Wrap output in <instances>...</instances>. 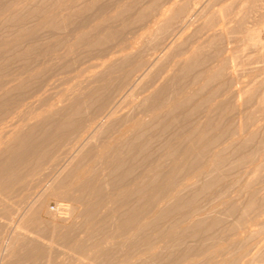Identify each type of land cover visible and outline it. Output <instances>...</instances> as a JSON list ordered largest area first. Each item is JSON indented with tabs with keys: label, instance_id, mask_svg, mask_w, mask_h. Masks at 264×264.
Segmentation results:
<instances>
[{
	"label": "bare ground",
	"instance_id": "6f19581e",
	"mask_svg": "<svg viewBox=\"0 0 264 264\" xmlns=\"http://www.w3.org/2000/svg\"><path fill=\"white\" fill-rule=\"evenodd\" d=\"M96 1L99 0H0V63L7 61L8 64L11 59L15 62L18 57L16 62L20 61L16 66L26 70L28 67L22 66L26 62L42 60L45 57L37 50L34 37L40 33L39 36L43 35L48 40L58 34L54 33L56 31L63 33L71 28L67 24L73 25H69L72 20L68 23L71 18L80 17L88 10L95 12ZM113 1L116 0L107 3L113 4ZM140 1H135L136 6L135 3L129 5L131 2L125 5V2L117 8L118 4H113L117 9L96 13L95 26L88 23L86 27H81L80 23V27L73 25L75 28L71 29L72 32L69 30L71 33L64 39L66 43L70 42L65 54L59 56L61 50L56 48L60 51L58 56L54 54V59L48 54L51 46L47 45L49 52L45 55H49L51 61L46 58L42 63L31 64L33 66L30 65L26 71L19 70L23 73L17 72V67V73L13 71L5 75L9 81L16 74L11 82L4 83L7 78L0 80L1 123L8 112L22 104L19 99L23 91L26 93L34 84H40L37 80L53 70L52 66L57 62L63 61V56L77 54L87 47L103 48L105 44L116 41L115 38L121 36L119 32L125 30L126 18L129 17L119 18L125 17L123 14L130 6L131 11L133 6L136 10V15L134 11V14H129L134 15L128 19V23L134 21L132 25L143 19V22H151L155 19L151 13L155 15L158 9L159 26L156 30L153 27L148 30V39L145 38L147 40L144 39L142 45L135 44L136 40H130L126 46L124 42L120 54L87 75L83 82L78 83L82 84L74 88L76 90L65 89L66 96L63 93L64 101L60 100V104L55 99L52 103L48 101L51 105L44 100L47 105L43 103L39 109L45 105V110L29 113L32 123L27 114V124L0 133V207L3 206L0 219L4 215L8 217L6 214L14 216L17 206L13 208V203H26V199L31 201L29 198L36 188L29 194L33 186L31 179L36 173L43 181L47 180L44 177H50L48 186H43L47 188L44 193L37 196L36 202L22 209L21 214L18 213V226L9 230L13 232L5 234V226L0 220V264H62L60 248L69 249L70 259H75L78 264H264V250L246 259L252 252L250 249L264 235L263 222L260 230L251 231L249 226L252 218L261 220L259 216L262 214H256V211L264 212V158L261 157L263 154L259 155L263 147L259 143H263L259 142L258 146L256 142L264 131L261 130L263 126L257 130L260 125L257 121L261 119L260 116L259 120L256 119L257 112L252 111L255 115L249 112L247 116L241 107L243 102L244 105H256L257 111L259 107L264 109V81L260 88L250 82L255 89L251 86L247 87L248 90H245L246 86L234 89L239 83L238 74L231 69L235 71L233 63L237 61V54L229 59L225 57L224 46L228 40L223 28H217L232 6L224 11V7L220 8L224 16L221 18L219 9V12L215 10L212 13V8L208 10L212 0H179L170 8L158 4L159 0ZM255 1H251V6L244 5L251 7L247 10L258 12L254 15L256 24L252 22L254 26L247 29L250 31L255 27L254 34L264 28V6L260 0L256 1L260 5L256 3L253 6ZM90 7L96 8L92 11ZM118 25L123 30L116 36L112 29L119 28ZM245 25L239 27L243 30ZM228 27L232 29V26ZM124 33L121 37L126 39ZM87 37L89 41H86ZM200 38L203 43H200ZM52 61H56L55 64ZM3 66L0 64V68ZM131 94L134 97L139 95L136 96L138 99L143 95L133 109L132 105L129 109L130 104L125 101H130L128 97ZM123 103H127L128 109H124ZM244 105L243 108H247ZM189 119L192 121L190 126L186 124ZM85 122L89 125H83ZM175 128L177 131L173 132ZM86 130L90 135L83 138ZM179 131L181 133L176 135ZM74 135L80 144L72 146L69 153L71 145L68 148L67 142ZM96 138L100 139L99 143L94 142ZM253 143L257 147L254 145V148ZM154 146L158 147L161 155L158 153L156 161H151L150 151ZM62 155H66L64 159H60ZM258 157L263 160L257 162ZM59 160L62 166L56 169ZM250 160L256 162L254 168L251 167L253 171L248 172L253 174L246 181L242 178L244 182L239 184L236 176L240 171L237 168L241 166L238 168L241 170ZM131 161L135 165L127 166ZM98 163L102 166L100 170L97 169ZM146 165L145 170L143 166ZM49 167L53 169L50 173L47 172ZM139 168H143L142 175L137 171ZM133 173L139 175L134 177ZM130 174L134 178L129 180ZM126 178L129 183L124 181ZM235 183L238 185L236 188L232 187ZM17 187L29 191L26 193L28 196L12 203L9 200L14 199ZM229 187L234 189L226 195ZM215 193H222L219 194L221 199L224 198L222 208L214 214H209L210 211L200 213L201 200ZM51 197L73 204H60L53 212L48 211L47 199ZM7 201L14 210L11 214ZM216 206L218 208V204ZM234 213L240 214L238 221H232V217L228 219V215ZM43 214L49 220L42 219ZM243 225L245 228L241 229Z\"/></svg>",
	"mask_w": 264,
	"mask_h": 264
},
{
	"label": "rangeland",
	"instance_id": "374dc122",
	"mask_svg": "<svg viewBox=\"0 0 264 264\" xmlns=\"http://www.w3.org/2000/svg\"><path fill=\"white\" fill-rule=\"evenodd\" d=\"M102 0H99V1H96V2H98L97 4L98 5H96V3L95 2H92L93 4H95L96 5V11L95 12H91V11H85L84 13L85 14H87V13H89L88 15H86V16H84L85 14H80V17L81 18H83V19H81L80 17H74V19H70V20H68L69 22L68 23H70V21L72 22V23H70L69 25H71V24H73L75 27H76V25H77V27H80V25H81V27H84V25H85V27H86V25H88V24H90L91 26H95V24H97L96 22L97 21H95L96 19L95 18H97V17H95L96 16V13H99V14H101L102 12H104V11H110V9H111V11L112 10H114L115 8H116V5L118 4V6H117V8L120 6V4L122 3L123 5L125 4V2H126V4L125 5H127L128 4V2H133L132 4L130 3L129 5H133L134 3H135V5L134 6H136V2L135 1H138V0H116V1H113V4H116V5H113V4H111V3H107V2H111L112 0H105V1H103V3L101 2ZM124 3H123V2ZM140 1V0H139ZM141 1H144V0H141ZM140 1V2H141ZM150 1H152V0H150ZM158 1V0H157ZM177 1H179V0H159L158 1V4H162V5H164V6H166V8H170L174 3H176ZM251 1H255V0H248V1H246L245 2V0H212L211 2H209V1H207L209 4H210V6L208 5V4H206L205 3V6H209L210 8L208 9V10H210L211 8V10H210V12L211 11H215V10H217V12H219L220 11V17L221 16H223L222 14H223V12H222V10L224 11V10H226V8L229 6V7H231V8H229V9H227V10H229L228 11V14H224V16H225V18H222V20H220V22H219V26L217 27L218 29L219 28H223L222 30L223 31H225V35H226V37H227V40L228 41H226V44H225V46H224V50H225V52L226 53H224V54H226V55H228V56H226L225 55V57L226 58H228L229 59V57H231L232 55L233 56H236V54H237V61L238 60H241V61H236V63L234 64L233 63V69L235 70V71H233L232 69H231V71L232 72H237V74H238V79H237V81H239V83L238 84H236L235 85V87H234V89L235 88H241V89H244L243 87H245V90H248V86H251V83H253L252 84V86L254 85V84H257L256 85V87L257 88H260L261 87V84H262V82L264 81V79H263V75L262 74H264V72H262L263 70H264V28H261V29H259V31L257 32L256 31V33L254 34V32H255V27H254V30L253 29H250V31L249 30H247L249 27H251V26H254L253 24H252V22L254 21V20H256L257 21V18H255V16L258 14V12H256V13H254L255 12V10H253V9H251V10H253L254 12H252L251 10H247V9H249V8H251V7H249V6H251L252 5V2ZM257 1V0H256ZM253 2V3H255V4H253V6L254 5H257L256 3H258V2ZM115 2V3H114ZM144 2H149L148 0H145ZM160 2V3H159ZM167 2H168V4H167ZM242 2H243V4H242ZM245 2V3H244ZM101 3V4H100ZM139 2H137V4H138ZM164 3V4H163ZM166 3V4H165ZM263 3V4H262ZM99 4L101 5V6H104L103 8L100 6L99 7ZM104 4H106V5H104ZM215 6H214V5ZM222 4V5H221ZM245 4H249V6L248 5H246L247 7H245L244 5ZM251 4V5H250ZM260 4H261V6L263 5L264 6V0H260ZM259 3H258V5H260ZM95 5H93V6H95ZM109 7H108V6ZM160 5H159V7H160ZM161 5V6H162ZM219 5V6H218ZM92 6V5H91ZM131 6H130V8H131ZM133 6V7H134ZM205 6H204V8H205ZM112 7V8H111ZM133 7H132V11H131V9L129 8L128 9V11L126 10L124 13L125 14H123L125 17H121L120 16V18L119 19H122V18H126V15H128L127 17H132V16H134V15H136V10L134 11L133 10ZM214 7V8H213ZM224 7V8H223ZM249 7V8H248ZM260 7V6H259ZM258 7V8H259ZM91 8V7H90ZM93 8V7H92ZM91 8V9H92ZM116 8V9H117ZM158 8V7H157ZM207 8V7H206ZM220 8L222 9V10H220ZM252 8H254L255 9V7H252ZM94 9H92V11L94 10ZM101 11H99V10ZM107 9H109V10H107ZM135 9V8H134ZM218 9H219V11H218ZM231 9L234 11H231ZM236 9H237V12H236ZM261 9V8H260ZM263 9H264V7H263ZM263 9H261V10H263ZM157 10V11H156ZM155 10V15L154 14H152L151 13V15L152 16H155V19H156V21H155V19H152V21H151V18H150V16L148 17V18H150V21L151 22H149L148 21V23L147 22H143L145 19H143V21L142 22H135L134 23V25H132L133 24V22H132V24L131 23H128L129 21H128V19L129 18H126V24H128V27L126 26V24L124 25L123 23H121L122 25H124L125 26V30H121L120 29V27H121V25H118L119 26V28H117L116 27V29H119L118 31L115 29V28H113L112 30H113V32H115L116 31V33H114L116 36L117 35H119V33L121 34V36H122V32H126V33H124L123 34V36L125 35V38L126 39H124L123 37H121L120 35L119 36H117L116 38H115V40L117 41L118 39L117 38H119V42L117 41H113V43L112 42H110V43H107V45L105 44L104 46H103V48H90V49H88L89 47H87V48H84V49H82V50H80L77 54H74V55H71V56H63L62 57V59H63V61L61 60V62H59V63H61V64H59L58 62L55 64V62L56 61H52V63H54L55 65H53L52 67L54 68L53 70H51L50 72H47L48 74H44L43 75V78L40 80L39 78V80H37L40 84H37V82H36V84L37 85H33L32 87H31V89L29 90L28 89V91L26 92V93H24V91H23V93L21 94L22 95V98L21 99H19V100H22V104L20 103L19 105H17V107L16 108H14V109H12L11 111H13V112H8V114L5 116L6 118H5V120L3 121V119L1 120L2 122L0 123V133H4V131H7L8 132V130L9 131H11V130H14V129H16V127H18V126H21V125H24V124H27L28 123V121H26L25 119H26V117H27V114L29 115L28 117V119L29 120H31V116H30V114L29 113H31L32 114V112L31 111H33V113L34 112H36V111H38V112H41L43 109L45 110L47 107H45V105H44V108L43 109H39V106L41 107V105H43V101L45 100V102L47 103L48 101H52L53 102V100L52 99H55V101L57 100L58 102L57 103H61L60 102V100L62 101H64V90L65 89H68V91H71V89H73V90H76L77 88V86L79 85H81V84H78L79 82H83L86 78L85 77H87V75H89L91 72H93V71H96V69H100V68H98V67H101V65H103L106 61H108L109 59H112V58H114V56H116V55H119L120 54V51H122V49L124 48V46H123V43H124V45L125 44H128L129 42H131L130 40H133V42L136 40L137 42H135V44H137L138 43V45H142L143 43V41L145 42V40H147L148 38V36H147V33H148V30H152L153 28H154V30H156V27H158L159 26V22L161 21L159 18H160V16H158V9H156ZM204 10V9H203ZM207 10V9H206ZM204 11V12H208V11ZM243 10H247L246 12L245 11H243ZM99 11V12H98ZM135 12V14H134V12ZM232 13H231V12ZM239 11H241V13L239 12ZM264 11V10H263ZM130 12H132L134 15H132V16H130L129 14H130ZM210 12H208L209 14H210ZM222 12V13H221ZM230 12V13H229ZM242 12H243V14H242ZM92 13H94V15L92 14ZM131 13V14H132ZM154 13V12H153ZM212 13V12H211ZM215 13V12H214ZM224 13H226V12H224ZM236 13V14H235ZM247 14V16H248V18H246L247 16H246V14ZM254 13V14H253ZM230 14V15H229ZM234 14V15H233ZM242 14V15H241ZM248 14H252V15H250V17H249V15ZM122 15V16H123ZM232 15V16H231ZM255 15V16H254ZM88 16H89V20L87 19L88 18ZM92 16V17H91ZM98 16V15H97ZM100 16V15H99ZM98 16V17H99ZM223 16V17H224ZM228 16V17H227ZM229 16H230V20H228L229 19ZM87 17V18H86ZM233 17V18H232ZM240 17H242V18H244V20H245V22L246 23H248V24H246L245 22H244V20H242V18H240ZM79 18V19H78ZM148 18H146V19H148ZM153 18V17H152ZM220 18V19H221ZM232 18V19H231ZM250 19V21L248 22V21H246V19ZM255 18V19H254ZM92 19L95 21L94 23L92 22V23H90V20L92 21ZM225 21H224V20ZM227 19V20H226ZM253 19V20H252ZM83 20V21H82ZM89 22H88V21ZM125 20V19H124ZM149 20V19H148ZM235 20V21H234ZM252 20V21H251ZM79 21V22H78ZM120 21L121 20H119V23H120ZM147 21V20H146ZM223 21V22H222ZM227 21H228V23H227ZM231 23H230V22ZM256 21H255V23L254 24H256ZM67 22V21H66ZM76 22H77V24H76ZM86 22V23H85ZM117 22H118V20H117ZM233 22H235V24L233 23ZM241 22H242V24H246L245 25V27H247V28H243V30H247L246 32L244 31V33H246L245 35H244V33H242V28L241 27H243L244 25H242L241 24ZM244 22V23H243ZM78 23H80V25L78 24ZM88 23V24H87ZM221 23V24H220ZM93 24V25H92ZM118 24V23H117ZM147 24V25H146ZM149 24V25H148ZM151 24V25H150ZM155 24V25H154ZM227 24H229L230 26H232V29H230L231 27H228L229 25H227ZM68 26V24H67V27H71V28H69L68 30L67 29H65V28H67V27H64V29H65V31L62 33V32H59V31H56V32H54L55 34L56 33H58L57 35H55V37H51V39H44V37H43V35L42 36H39L40 35V33L36 36V37H34V41H35V45L37 46V50H39V53L41 54V56L42 57H45V58H42V60H38L37 59V61H36V63L38 62V63H42V61L43 60H45L46 58L48 59V60H50L51 61V57H53L54 56V54L55 55H59L57 52L58 51H60V55L59 56H61V54L63 55V54H65L66 52H67V45L70 43V42H65V40H66V38L68 37V34H70L72 31H71V29L73 28H75L74 26ZM89 25V26H90ZM132 25V26H131ZM234 25V26H233ZM241 25V27H239ZM251 25V26H250ZM117 26V25H116ZM148 26H151L150 28L151 29H149L148 28ZM222 26V27H221ZM227 27L228 28V30L225 28L224 29V27ZM16 27V26H15ZM123 27V26H122ZM153 27V28H152ZM234 27V28H233ZM238 27L242 30H239L238 29ZM14 27H10V29H12V30H15V29H13ZM126 28H127V30H126ZM252 28V27H251ZM9 29V30H10ZM72 29V30H73ZM263 29V30H262ZM71 32H70V31ZM227 30V31H226ZM232 30V31H231ZM235 30H238V31H235ZM261 30V31H260ZM62 31V30H61ZM119 31H122V32H119ZM231 33H230V32ZM239 31H240V33H239ZM68 32V33H67ZM119 32V33H118ZM226 32H227V34H226ZM146 33V34H145ZM230 33V34H229ZM66 34H67V36H66ZM92 34V33H91ZM142 34V35H141ZM229 34V35H228ZM60 35V36H59ZM92 35H94V32H93V34ZM228 35V36H227ZM248 35V36H247ZM259 35V36H258ZM58 36L60 37V38H58ZM147 36V37H146ZM204 36V35H203ZM257 38L258 37V39H255L254 40V38L255 37ZM64 37V38H63ZM92 36L90 35V37H89V39L91 38ZM122 39H121V38ZM205 38H203V39H206V35L204 36ZM244 37H246L245 39L247 40H245L244 39ZM247 37H248V39H251L250 41L247 39ZM254 37V38H253ZM52 38H53V41H52ZM55 38V39H54ZM58 38V39H57ZM138 38H140V39H138ZM145 38H147V39H145ZM253 38V39H252ZM59 39H61V40H59ZM65 39V40H64ZM122 41H121V40ZM138 39V40H137ZM145 39V40H144ZM38 40H40V41H38ZM57 42H55V41ZM128 40V41H127ZM141 40V41H140ZM246 42H245V41ZM257 40V41H256ZM41 41L43 42L42 44H41ZM63 41V42H62ZM86 41H89L88 40V37H87V39H86ZM126 41H127V43H126ZM199 41H201V38L199 39ZM198 41V42H199ZM39 42V43H38ZM122 42V43H121ZM228 42V43H227ZM249 42V45H246V43H248ZM261 42V43H260ZM46 43V44H45ZM52 43V44H51ZM66 43V44H65ZM141 43V44H140ZM200 43H203V41H201ZM39 44H41V46L39 45ZM43 44H44V46H43ZM54 44V45H53ZM56 44V45H55ZM61 46L60 48H58L59 47V45ZM110 44V45H109ZM113 44H115V45H113ZM245 44V45H244ZM262 44H263V46H262ZM51 48H49L48 46ZM138 45H135V47H138ZM52 46H54V47H52ZM121 46L123 47V48H121ZM126 46V45H125ZM245 46H247V47H245ZM43 47H47V48H43ZM49 48V51H47L46 49H48ZM55 48V49H54ZM60 49V50H57V49ZM62 48V49H61ZM54 49V50H53ZM261 49H263V50H261ZM46 50V51H45ZM54 51V52H53ZM63 51H65V52H63ZM49 52V53H48ZM236 52V53H235ZM45 53L47 54H49L51 57H50V59L48 58L49 57V55L47 56V55H45ZM57 53V54H56ZM240 56V58H239V56ZM40 56V57H41ZM47 56V57H46ZM40 57H38V58H40ZM13 59H15L16 57H12ZM18 58V57H17ZM17 58H16V60H17ZM23 58V57H22ZM24 58H26V57H24ZM33 58V57H32ZM54 58V57H53ZM52 58V59H53ZM75 58V59H74ZM21 59V58H20ZM55 59V58H54ZM65 59V60H64ZM261 59V60H260ZM16 60H15V62H16ZM19 60V59H18ZM29 61V59H25V61ZM34 60V59H33ZM33 60H30L29 62H26L24 65H22V66H24L23 68H30V65L31 64H33V65H35L36 63H35V60L33 61ZM20 61V60H19ZM19 61H17L18 63H19ZM24 61V62H25ZM262 61V62H261ZM12 59L10 60V62H9V60H8V64H6L7 63V61L5 62V63H0L1 65H4L3 66V68H2V70H1V68H0V70H1V74L4 76V77H2V75H0L1 77H0V80H1V82H2V80H4L5 78H7V76H5L7 73H12L13 71H15L16 72V69H17V67H19V66H16V64L17 65H19L17 62L15 63ZM21 62H23V59H21ZM63 62V63H62ZM29 63V64H28ZM15 64V65H14ZM26 64H28V65H26ZM237 64V65H236ZM26 65V66H25ZM33 65H31V66H33ZM238 66L237 67V69H235L236 68V66ZM243 65V66H242ZM244 65H245V67H244ZM263 65V66H262ZM14 66V67H13ZM21 66V65H20ZM55 66V67H54ZM63 66V67H62ZM242 66V67H241ZM50 67V66H49ZM261 67H262V69H261ZM15 68V69H14ZM27 68V69H28ZM177 68V67H176ZM257 68H259V69H257ZM21 69H22V67H21ZM20 69V67L18 68V70H17V72L19 71V70H21ZM26 69V70H27ZM245 69V70H244ZM255 69V70H254ZM23 70H25V69H22L21 71H23ZM25 70V71H26ZM237 70V71H236ZM249 70H251L250 72H249ZM255 72V73H253V71ZM258 70V71H257ZM261 71V72H260ZM4 72H6V73H4ZM16 72V73H17ZM24 72V71H23ZM23 72H20L19 71V73H23ZM260 72V73H259ZM4 73V74H3ZM250 73V74H249ZM236 74V75H237ZM251 74H253V75H251ZM8 75V74H7ZM10 75H12V74H10ZM10 75H9V77H10ZM14 76H16V74H13ZM235 75V76H236ZM239 75H240V77H239ZM256 75H260V77H258V76H256ZM14 76L12 77H10L9 78V81H10V79L11 78H13L14 79ZM242 76V77H241ZM254 76H256V77H254ZM4 78V79H3ZM49 78V79H48ZM240 78V79H239ZM255 78H257L256 80H255ZM254 79V80H253ZM261 79V80H260ZM9 81H8V78H7V81H3L4 83L5 82H7V83H9ZM11 82V81H10ZM242 82V83H241ZM251 82V83H250ZM264 83V82H263ZM43 84H45V85H43ZM245 84V85H244ZM40 85H42V86H40ZM241 86V87H240ZM251 86V89L253 88V89H255V86L254 87H252ZM74 88H76V89H74ZM247 88V89H246ZM70 89V90H69ZM78 89H79V87H78ZM250 89V88H249ZM72 90V91H73ZM235 90H238V89H235ZM257 90V89H256ZM64 91V92H63ZM66 92H67V90H66ZM137 93H138V90L136 91ZM140 92H142V91H139V93ZM64 93V94H63ZM137 93H135V94H137ZM142 94H143V92H142ZM131 95H133V94H131ZM131 95H129L130 96V98L128 97V100L130 99V101L128 102L127 101V99L125 100L128 104H130V105H128L129 106V109H131V105H132V109H133V107H134V104L137 102V101H140L141 100V98H142V96L140 95V99H138V97H136V96H139V95H136L135 97L138 99H136L135 97H134V95L131 97ZM51 96H52V98H51ZM65 96H66V94H65ZM46 99H45V98ZM57 97V98H56ZM50 98V99H49ZM47 99H49V100H47ZM47 100V101H46ZM54 101V103L56 104V102ZM23 102H25V103H23ZM51 102V103H52ZM46 103H44V104H46ZM127 103H123V105H124V109H128V106L126 105ZM47 104H49V102L47 103ZM46 104V105H47ZM242 105H241V107H242V113L245 115H249L248 113L250 112V113H254V112H252V111H255V112H257V115H255L256 113H254V115L255 116H260V118L262 119H260L259 117L257 118L256 117V119L257 120H259V121H257V124L259 123L260 125H258L257 126V130L259 129V127H261V126H263V127H261L262 129L261 130H263L264 131V109H262V108H260L259 107V109H258V111L256 110V108H257V106L256 105H250V104H246L245 103V105H244V103L242 102L241 103ZM252 104V103H251ZM49 105H51V104H49ZM122 105V106H123ZM243 105L244 106H246L247 108H243ZM18 106L20 107V108H18ZM254 106V107H253ZM36 107H38V108H36ZM251 107V108H250ZM253 107V108H252ZM255 108V109H254ZM122 109H123V107H122ZM123 109V110H124ZM246 109V110H245ZM251 109H253V110H251ZM41 110V111H40ZM130 110H128V112H129ZM133 111V110H132ZM262 113H263V115H262ZM242 114V115H243ZM260 114V115H259ZM234 115H235V113H234ZM233 115V116H234ZM243 115V116H244ZM263 117V118H262ZM235 117H233V119H234ZM27 119V120H28ZM82 119H84V117H82ZM24 121H26V123H23L22 124V122H24ZM32 121L33 120H31L30 122L32 123ZM261 121V122H260ZM191 122L192 121H190V119H189V121H187L186 122V124L188 125V126H190V124H191ZM263 122V123H262ZM86 124L87 125H89V122H85V123H83V125H85L86 126ZM186 125V126H187ZM176 127V126H175ZM178 129L180 128L179 126L177 127ZM177 128H175L174 129V131L173 132H175V131H177ZM261 130H259V132L261 131ZM3 131V132H2ZM181 131V130H180ZM178 132V133H176V135H178L179 133H181V132ZM86 132H87V130H86ZM85 131L83 132V133H86ZM83 133H82V135H83ZM88 134H89V132H87V134H84V137L83 138H88L87 136H88ZM263 134V135H262ZM90 135V134H89ZM262 135V136H261ZM258 137L260 138V139H258L256 142H257V145H258V143L259 142H262L263 144H260L259 143V145H263V147H261V151H260V156L263 154V156H261V157H263L264 158V150H263V148H264V133H260L259 135H258ZM73 138V139H72ZM262 138H263V140H262ZM72 139V140H71ZM257 139V138H256ZM79 140V139H78ZM78 140H76L75 139V135L73 136V137H71L70 138V140L67 142V147L69 148V146L71 145V148H69L68 149V152L69 151H71L70 149H72V146H74L75 145V147H76V143L77 144H80V143H78L79 141ZM259 140H262V141H259ZM71 141H73V142H71ZM77 141V142H76ZM94 141V140H93ZM92 141V142H93ZM97 141V142H96ZM95 143H99L100 142V139L99 138H96L95 139V141H94ZM256 142H254L255 144H256ZM69 143V144H68ZM95 143H92V144H95ZM253 143V147H254V144ZM157 145V144H156ZM258 145V146H259ZM256 146V145H255ZM257 147V146H256ZM255 148V147H254ZM154 149L156 150H158V147L156 148L155 146H154V148L152 149L153 151H154ZM150 151V152H152V157H151V161L153 160L154 161V159L156 158V155L158 156V153H159V155H161L160 153H161V151L160 150H156V151H154V153L155 154H153V151ZM263 150V151H262ZM67 151V150H66ZM60 152H63V150H61ZM59 152V154L58 155H60L61 153ZM157 152V153H156ZM262 152V153H261ZM70 153V152H69ZM62 154H65V153H62ZM63 156L64 155H62V157H60V159H62L63 158ZM66 156V155H65ZM64 156V157H65ZM68 156H70V154H68ZM155 156V157H154ZM258 156V155H257ZM259 156V157H260ZM159 157V156H158ZM258 157V158H259ZM260 157V158H261ZM257 158V159H258ZM258 159L257 160V162H260V161H262L263 160V158L262 159ZM64 159V158H63ZM157 159V158H156ZM156 159H155V161H156ZM115 160H117V159H115ZM150 160V159H149ZM60 162V164L58 165V166H56L57 168L56 169H60V166H62V162H61V160H59ZM63 161V160H62ZM123 161V160H122ZM121 161V162H122ZM125 161H127V159L125 160ZM125 161H123V162H125ZM252 161V162H251ZM254 162V160H250L249 161V164L248 163H246V165L244 164V166H243V168H241V170L240 169H238V168H240V167H238L237 168V170H239L240 172H238V174H237V176H236V174H235V176L237 177L236 179H238L239 181H240V183L239 184H242L241 182H244V181H246V179L247 178H250L251 176H252V174L253 173H251V174H249L248 172H250L249 170H251L252 168L251 167H253L254 168V164L256 163H253ZM262 163V162H261ZM132 161L131 162H129L128 164H127V166H133V165H135L134 163L132 164ZM262 164H264V160H263V163ZM153 165H155V162L153 163ZM251 165V166H250ZM248 166H249V169H248ZM59 167V168H58ZM126 167V166H125ZM144 167H146V168H144ZM245 167V168H244ZM102 168V166H101V164H99L98 163V165H97V169L98 170H100ZM143 168L146 170L147 169V165L146 166H143ZM143 168H139L137 171H139V173H141L142 171H143ZM247 168V169H246ZM142 170V171H141ZM144 170V171H145ZM51 171H53V169L52 168H50L49 167V169H48V173H50ZM247 171V172H246ZM252 171H253V169H252ZM136 172V171H135ZM237 172V171H236ZM244 172V173H243ZM139 173H137V175H139ZM143 173V172H142ZM142 173H141V175H142ZM242 175H241V174ZM263 173V172H262ZM264 174V173H263ZM263 174H261L262 176H263ZM137 175H136V173H135V175H134V173H133V176L134 177H137ZM130 176H131V174H130ZM127 177L128 179L129 178H134L133 176H131V177ZM241 177V178H240ZM49 178L50 177H44V179H47V180H49ZM126 178V180H124V181H126V183H129V180ZM242 178H243V180L244 181H242ZM43 178H41V175L39 174V173H36L33 177H32V179H31V184L33 185L30 189H31V191H30V193L29 194H31L32 193V190H33V188H35L34 190H33V194H31L32 196H30L31 198H29L31 201H28V199H26L27 200V202L26 203H21V202H15V201H21V199H23L24 198V196H28V194H26V193H28L29 191H25V189H23V188H21V187H17L16 188V193H15V195H13V196H15L14 197V199H11V196L9 197L11 200H9V198H8V200L11 202L12 201V203L13 202H15V203H13L12 205H13V208H15L16 206H17V209L15 210V212H13L14 213V216L12 217L11 215H9V214H6V215H8V217L10 216L11 218H13L12 220H11V218L9 217H7V216H5L4 214V217L2 216V218L0 219L1 220V222L4 224V226H5V230H6V232H5V234L6 233H9V232H13V231H9V230H12V229H16V227L18 226V224H19V220H17L18 218H20V214L23 212V210H25L27 207H28V205L29 204H31V203H34V202H36L35 200H37L36 198H37V196L39 197L40 196V193H44L43 192V190H46L47 188V186H48V181L47 180H42ZM42 180V182H39V181H41ZM127 180H128V182H127ZM237 180V181H238ZM41 184V185H39V183ZM47 182V183H46ZM235 182H236V180H235ZM237 183V182H236ZM235 183V184H236ZM237 183V184H238ZM125 184V183H124ZM232 185V187H237L238 185ZM46 186V187H43V186ZM126 185V184H125ZM39 187V188H38ZM228 188L227 190H226V195H228V193H230L231 191H233V189L234 188ZM235 187V188H236ZM43 188H45V189H43ZM42 189V190H41ZM232 189V190H231ZM0 190H1V186H0ZM40 190V191H39ZM42 191V192H41ZM35 194H37L36 196H35ZM217 193H215L214 195H216ZM219 194H222V193H219ZM219 194H217L216 196H219V198L218 197H216V196H214V195H208V196H206V199L205 198H203L202 200H201V208H200V213H202V212H204V213H209V211H210V213L209 214H211V213H213V212H217L218 210H220L221 208H222V200L224 199V198H222L221 199V197H220V195ZM224 195H225V192L223 193ZM42 195V194H41ZM225 195V196H226ZM13 196H12V198H13ZM221 196H223V195H221ZM208 197V198H207ZM224 197V196H223ZM57 197H55V199L53 198V197H51V198H48L47 199V206H46V208H48V209H46V210H50V211H52L55 207H57V205H60V204H62V205H65L66 204V206L67 205H71L72 206V204L73 203H71V202H69V201H63V199L60 201V200H57L56 199ZM59 199V198H58ZM205 199V200H204ZM219 199H221L220 200V203H219ZM48 200H49V202H48ZM204 200V201H203ZM217 200V201H216ZM9 201H7L8 202V204H9V206H10V211H9V213L11 214V212L12 211H14V210H12V207H11V204L9 203ZM63 201V202H62ZM204 203H203V202ZM29 202V203H28ZM218 202V203H217ZM15 204H17V205H15ZM27 204V205H26ZM218 204V208H217V205ZM21 205V206H20ZM23 205V206H22ZM220 205V206H219ZM15 206V207H14ZM206 206H207V208H206ZM215 207V209H217V210H215L214 209V207ZM3 206H1L0 207V209L2 208ZM23 207V208H22ZM211 207V208H210ZM23 209V210H22ZM202 209V210H201ZM199 211V210H198ZM53 212V211H52ZM257 212H260V211H256V214H262V215H260L259 216V218H261V220L260 219H253L252 217L253 216H256V214H254L251 218H252V222L249 220V222L251 223V224H249V226H250V230L252 231V229L253 230H260V229H262V228H264L263 227V224H262V222L264 223V212H260V213H257ZM12 213V214H13ZM18 214V213H20V214H18V215H16V214ZM55 213V212H54ZM255 213V212H254ZM214 214V213H213ZM236 214V216H234ZM238 213H234V215H232V214H230V215H228V219L229 220H231V217H232V221H238L237 220V217L239 218L240 216V214L239 215H237ZM253 214V213H252ZM232 215V216H231ZM233 217H236L235 219L236 220H233L234 218ZM4 218H5V221H4ZM41 218L42 219H44V220H49L48 219V217L46 216V214L44 215H42L41 216ZM6 219H9L7 222H6ZM11 221V222H10ZM18 221V222H17ZM259 221V222H258ZM18 223V224H17ZM262 224V226H261V224ZM17 224V225H16ZM262 228H261V227ZM10 227H12L11 229H10ZM9 228V229H8ZM243 228H245L244 227V225L242 226V228L241 229H243ZM43 235H46V234H43ZM6 236V235H5ZM246 237V234L245 233H243V238H245ZM247 241V240H246ZM61 249V253L63 252V254H62V264H78V262L74 259H70L71 257L69 256L70 254H71V252L69 251V249H63V248H60ZM250 250H252V252H251V254L249 255V257H246V259H249V258H251L252 257V255L253 254H255V253H259V252H261V251H263L264 250V235L263 236H261L260 237V239H259V241H258V243L257 244H255V246H253ZM115 262V261H114ZM256 264V263H255Z\"/></svg>",
	"mask_w": 264,
	"mask_h": 264
},
{
	"label": "built area",
	"instance_id": "2783aa9c",
	"mask_svg": "<svg viewBox=\"0 0 264 264\" xmlns=\"http://www.w3.org/2000/svg\"><path fill=\"white\" fill-rule=\"evenodd\" d=\"M55 208H57V207H55ZM55 208L53 209V211L55 210Z\"/></svg>",
	"mask_w": 264,
	"mask_h": 264
}]
</instances>
